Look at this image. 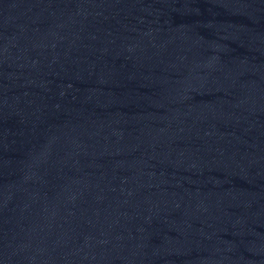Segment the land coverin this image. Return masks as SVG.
Masks as SVG:
<instances>
[{"label":"water","instance_id":"1","mask_svg":"<svg viewBox=\"0 0 264 264\" xmlns=\"http://www.w3.org/2000/svg\"><path fill=\"white\" fill-rule=\"evenodd\" d=\"M0 264H264V0H0Z\"/></svg>","mask_w":264,"mask_h":264}]
</instances>
